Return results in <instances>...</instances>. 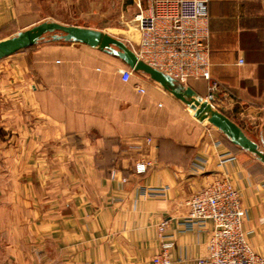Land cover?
Listing matches in <instances>:
<instances>
[{
	"label": "crops",
	"instance_id": "obj_1",
	"mask_svg": "<svg viewBox=\"0 0 264 264\" xmlns=\"http://www.w3.org/2000/svg\"><path fill=\"white\" fill-rule=\"evenodd\" d=\"M75 5L0 0V41L66 23L57 15ZM209 17L210 79L183 86L204 99L216 83L217 111L264 152V0H210ZM137 36L136 46L113 37L137 54ZM127 68L112 53L50 38L0 60V264H152L165 244L172 264H198L213 223L188 228L185 201L222 177L264 258V163L149 76L124 82ZM228 154L236 160L219 165ZM139 162L152 167L137 175Z\"/></svg>",
	"mask_w": 264,
	"mask_h": 264
},
{
	"label": "built area",
	"instance_id": "obj_2",
	"mask_svg": "<svg viewBox=\"0 0 264 264\" xmlns=\"http://www.w3.org/2000/svg\"><path fill=\"white\" fill-rule=\"evenodd\" d=\"M139 12L134 17L140 35L138 57L150 66L171 76L180 84L190 79H210L209 46V2L210 0H131ZM122 80L129 82L135 77L131 68L121 71ZM140 93L145 89L137 86ZM215 83L204 101L213 110L218 108ZM236 157L228 154L219 158L224 165ZM151 163L139 162L135 166L137 175H144ZM124 182L127 179H123ZM146 196L161 195L163 189H144ZM188 208L186 226L197 228L207 222L213 223L207 255L198 264H264L249 244L243 229L246 210L238 190L228 178H217L209 182L186 201ZM168 223L159 225L160 237L167 238ZM170 246L165 244L152 264H172Z\"/></svg>",
	"mask_w": 264,
	"mask_h": 264
},
{
	"label": "water",
	"instance_id": "obj_3",
	"mask_svg": "<svg viewBox=\"0 0 264 264\" xmlns=\"http://www.w3.org/2000/svg\"><path fill=\"white\" fill-rule=\"evenodd\" d=\"M47 37L54 42L82 43L116 55L135 73L149 76L166 91L185 103L193 110L197 119L208 121L220 130L232 144L253 153L264 163V152L244 133L240 126L223 113L210 108L192 88L183 86L171 76L145 63L127 44L104 31L66 25L56 21L42 22L31 29L21 31L0 41V60L36 46Z\"/></svg>",
	"mask_w": 264,
	"mask_h": 264
},
{
	"label": "rangeland",
	"instance_id": "obj_4",
	"mask_svg": "<svg viewBox=\"0 0 264 264\" xmlns=\"http://www.w3.org/2000/svg\"><path fill=\"white\" fill-rule=\"evenodd\" d=\"M66 1L76 5L73 8L66 7L67 11L65 10V13L61 12L57 15L61 20H65L66 23L62 24L100 27L105 32L108 31L117 38H124L136 46L135 41L137 42L138 39V31L134 17L137 10L135 5L128 2V0ZM57 11L59 10L57 9Z\"/></svg>",
	"mask_w": 264,
	"mask_h": 264
}]
</instances>
